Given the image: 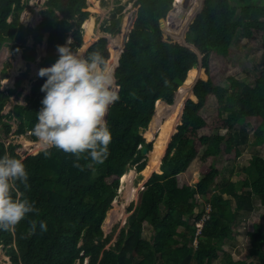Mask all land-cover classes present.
<instances>
[{"label":"trees","instance_id":"1","mask_svg":"<svg viewBox=\"0 0 264 264\" xmlns=\"http://www.w3.org/2000/svg\"><path fill=\"white\" fill-rule=\"evenodd\" d=\"M182 3L181 40L166 32L163 21ZM25 5L23 0H0V121L18 118L17 132L31 131L30 140L36 141L33 128L43 107L46 93L41 88L47 77L35 83L26 107L12 108L11 88L18 81L13 70L23 71L25 61L36 59L40 40L47 42L48 52L40 69L52 66L58 60L57 47L65 45L74 26L81 27L88 13L84 11L86 0H47L39 23L33 26L35 13L28 12L27 21L21 22ZM105 32L116 44L109 46L108 38H101L87 53L99 51L116 81L119 98L105 117L111 132L109 155L102 164L82 158L81 170L74 166L73 154L55 147L21 159L11 145L10 156L21 159L29 173L27 185L16 182L13 197L34 201L40 212L28 214L10 230H0V245L9 247L7 255L13 264H83L86 258L89 264H256L235 261L228 252L219 256V251L237 238L236 219L255 209L256 196L264 206V156H254L243 178L222 186L217 179L224 175L208 159L223 154L228 166L240 155L239 144L247 137L251 144L264 145V62L258 77H239L246 72L242 67L249 64L252 49L264 51V5L253 0L241 4L232 0H136ZM72 37L75 51L83 44V34L78 29ZM30 39L34 46L28 45ZM244 39L248 41L246 51L241 50ZM158 101L177 111L162 124L153 151L147 138ZM3 125L2 137L11 132L9 124ZM248 129H252L250 137ZM175 130L163 159L168 177L153 174L149 178L128 232L122 230L116 249H105L109 240L103 239L102 225L122 176L133 165L139 171L147 166L145 173L150 176ZM7 152L0 141V157ZM195 170L201 174L199 182L180 187L177 176ZM197 195L210 198L194 217ZM207 204L209 218L197 235L195 249L191 243L196 223L205 215ZM41 222H46V230L41 229ZM145 222L155 230L151 240L143 236ZM180 226L184 229L178 232ZM246 240L251 245L250 256L264 264V226L255 224Z\"/></svg>","mask_w":264,"mask_h":264},{"label":"rangeland","instance_id":"2","mask_svg":"<svg viewBox=\"0 0 264 264\" xmlns=\"http://www.w3.org/2000/svg\"><path fill=\"white\" fill-rule=\"evenodd\" d=\"M46 1L47 0H23V2L26 5L24 9L25 12L23 11L21 15H23L25 22L27 21L28 12H32L35 13L34 14L35 22L32 25L33 26L37 25V23H39L40 21L41 12L46 9V5H45ZM135 1L136 0H86L87 7L84 11L88 13V17L82 23L81 27L74 26L73 30L69 33L66 39L65 45L67 44L69 39H71L73 42V37H72L73 32L75 30L80 29L83 34V44L80 47V49L85 54H87L89 48L101 38L107 37L109 40V46H114L116 44V40L112 39L109 36V34L105 32V28L113 21V19H118L119 17L122 16V14L130 10L133 7ZM232 1L234 4H241L244 2H248V0H232ZM253 1L255 2L256 5H260V4L264 5V0H253ZM184 11H185V7L183 3L181 4V6L176 5L175 7H173V9L169 12L168 16L163 21V28L166 29V32L172 34L173 36L181 40L184 37L181 38V35L179 34L182 28L180 24V20L182 18V14L184 13ZM37 16L39 19H36ZM11 20L12 17L9 18V21ZM24 20H22L21 18V22H23ZM88 23H90L89 25L92 28L90 30V33H88L87 30ZM124 38L125 35L122 37V42L124 41ZM28 45L34 46V41L30 39L28 41ZM247 47H248V41L246 39L242 40L241 50L246 51L245 48ZM4 48L8 49V46L5 45ZM35 51L38 53V58L30 61L32 62L31 63L32 68L29 79L27 80L29 83V88L25 89L24 87H20V88L16 87L17 82L11 88L13 90L10 96L12 108L16 105L26 107L27 96L29 95L35 83L40 79V76L38 75L39 71L37 66L40 63V58L42 54L45 55V59L48 56L47 42L45 40L38 41L35 47ZM55 54L59 59L58 51H55ZM6 57L7 55H3V58ZM248 58H249V64H247V66L244 65L242 67V69L244 68L246 69V72L244 71V73L239 77H245L247 74H249L252 75L253 78H256L259 76L261 65L264 62V51L261 48L252 49ZM16 59L19 60L18 57H16ZM238 62L240 63V65H243V60H238ZM24 64L27 66V64L30 63L25 61ZM13 72L17 74L15 70H13ZM27 85L28 84H25V86ZM182 86L185 89H188L187 85L183 84ZM185 99L183 98V100ZM174 111H177L176 109H174V107L172 108V110H169V108L163 103H161V101L157 102L154 118L150 122L149 136L147 138V142L153 145V151L155 149V144L159 138L162 124L165 125L167 119L174 116ZM18 121L19 120L16 117L15 118L6 117L5 119H3V121H0V141L6 144L8 155L11 154V149H12L11 145H13L16 148V151L18 152V154H20L21 159H25L27 156L30 155H36L47 149L45 145L42 142H40L39 139H37L36 141L30 140L29 136L31 135V131H27L24 135L19 134L17 132ZM3 123H7L11 126L10 127L11 132L7 136L2 137L1 132H2V128L4 127ZM179 124L180 123L178 122L176 128ZM151 130L152 131L155 130L153 131L154 132L153 139L152 136L150 139V135L152 132ZM175 133L176 130L167 139L164 146L165 150L160 158V162H158L155 168L156 170L153 173H151L150 176L148 173H145L148 170L146 168L147 166H145L142 171H139L137 169V165L131 166L130 170L122 176V178L124 176L127 177V183L125 185V189L124 191H122L123 188L121 185L122 183V178H121L117 196L113 201L112 207L108 211L107 216L102 225V229L104 231L103 239L109 240L108 243L106 244L105 249L107 250L112 248L116 249L122 230L125 229L126 233L128 232L130 223L134 220V218L138 214L140 201L144 191L146 190L147 182L149 178H151L153 174H158L162 178L166 176L168 177V172L165 167V163L163 159L166 155L168 144L172 140V136ZM223 133H225V131H223ZM247 133L248 136L250 137L252 134V129H248ZM239 150H240V155L236 159H234L228 166L223 154L220 155L219 157L208 159V164L218 168L221 171V173L224 175L223 177L221 176L218 177L217 179L218 185L222 186L227 184L228 182L239 181L241 178L245 176L244 168L250 164L253 157L256 155L264 156V145L251 144L248 141V137L246 140L242 141V143L239 144ZM145 155L147 158L146 160L148 161L150 155L149 152ZM200 177L201 174L199 170L188 172L186 174H180L177 176L178 185L180 187L184 185H190V186L196 185L199 182ZM225 197L228 198L227 195H225ZM209 198H210L209 196H207L206 198H203L199 195L196 196L194 217H196L201 212L200 205L206 203L205 202L206 199ZM254 201H255V209L252 212H242L238 215L235 226L239 234L237 238H235L234 240L227 241L225 244H223L222 246L223 249L219 251V256H223L224 253L228 252L232 254L233 259H235V261L246 260L247 263L256 262L257 264V261H255L253 257L250 256L251 245L246 240L247 232H249V230H252L255 224H261L264 226V206L257 196L255 197ZM206 209L207 211L204 216L207 217L210 212L209 204H207ZM183 229L184 226H180L178 228V232H181ZM200 231L201 230H198L196 232L195 240L193 241V244L191 243L192 246L194 245L195 249L198 246L197 235L200 234ZM154 234H155V230L153 226L150 223L145 222L143 227L144 238L147 240H151ZM177 237L178 236L176 235V238ZM82 244L83 242H80V246ZM13 245L15 246V248H18L16 241L13 243ZM8 249H9L8 246L6 247L4 245H0V259H1L0 264H13L11 258L7 255ZM89 261L90 258H86L83 264H89ZM161 262H162L161 258L158 257V263ZM77 264H82V263L78 261ZM214 264H217V261H214Z\"/></svg>","mask_w":264,"mask_h":264},{"label":"clouds","instance_id":"3","mask_svg":"<svg viewBox=\"0 0 264 264\" xmlns=\"http://www.w3.org/2000/svg\"><path fill=\"white\" fill-rule=\"evenodd\" d=\"M21 18L24 20L23 15ZM72 43L69 39L66 45L57 47L59 59L52 66L40 69L42 62L37 66L38 75L47 79L41 88L46 95L37 112L33 134L46 148L73 154L74 166L83 170L79 163L82 158L91 164H102L109 155L111 132L105 117L119 97L114 74L104 56L99 51L85 54L79 47L73 51ZM29 63L27 66H31ZM28 177L21 159L8 154L0 157V230L14 228L30 213L39 214L34 201L13 197L16 182L27 185ZM32 225L35 229V221ZM40 227L46 230V222H41Z\"/></svg>","mask_w":264,"mask_h":264},{"label":"water","instance_id":"4","mask_svg":"<svg viewBox=\"0 0 264 264\" xmlns=\"http://www.w3.org/2000/svg\"><path fill=\"white\" fill-rule=\"evenodd\" d=\"M44 60H45V55L42 54V56L40 58V62H43ZM30 70H31V66H27V68L24 71H22L21 73L17 74L18 82H17V86L16 87L20 88V87L23 86V83L28 78ZM147 153H148V150L145 148L144 149V154H147ZM1 241H2V239L0 238V242Z\"/></svg>","mask_w":264,"mask_h":264},{"label":"bare ground","instance_id":"5","mask_svg":"<svg viewBox=\"0 0 264 264\" xmlns=\"http://www.w3.org/2000/svg\"><path fill=\"white\" fill-rule=\"evenodd\" d=\"M124 2V1H123ZM112 5V4H111ZM127 7V6H126ZM111 8V7H110ZM90 23H88V25H87V30H88V33H90V30L92 29L91 28V26L89 25ZM92 27H93V25H92ZM17 74H18V71H17ZM25 84H29L28 83V81L26 80L25 82H24V85ZM160 102V101H159ZM161 119V118H160ZM162 124V123H161ZM158 129V128H157ZM152 131V130H151ZM153 131H155V130H153ZM151 132V135H150V139H151V136H152V139L154 138V132ZM149 136V135H148ZM26 140V139H25ZM126 183H127V177L126 176H124L123 178H122V183H121V185H122V191H124V189H125V185H126ZM128 196V195H127ZM127 201V200H126ZM1 260V259H0Z\"/></svg>","mask_w":264,"mask_h":264},{"label":"built area","instance_id":"6","mask_svg":"<svg viewBox=\"0 0 264 264\" xmlns=\"http://www.w3.org/2000/svg\"><path fill=\"white\" fill-rule=\"evenodd\" d=\"M209 218V216H203V218L197 223V227H198V230H202L203 226H204V222L205 220ZM201 232V231H200Z\"/></svg>","mask_w":264,"mask_h":264},{"label":"crops","instance_id":"7","mask_svg":"<svg viewBox=\"0 0 264 264\" xmlns=\"http://www.w3.org/2000/svg\"><path fill=\"white\" fill-rule=\"evenodd\" d=\"M19 69V68H18ZM20 70V69H19ZM16 71V70H15ZM17 72V71H16ZM19 72V71H18Z\"/></svg>","mask_w":264,"mask_h":264}]
</instances>
